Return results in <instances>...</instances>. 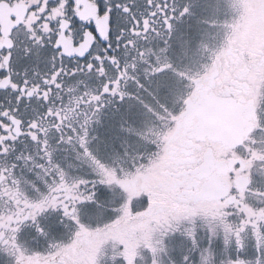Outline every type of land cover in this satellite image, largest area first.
Instances as JSON below:
<instances>
[{
  "label": "snow or ice",
  "instance_id": "6c2138e0",
  "mask_svg": "<svg viewBox=\"0 0 264 264\" xmlns=\"http://www.w3.org/2000/svg\"><path fill=\"white\" fill-rule=\"evenodd\" d=\"M176 238L264 264V0H0V264H177Z\"/></svg>",
  "mask_w": 264,
  "mask_h": 264
},
{
  "label": "flooded vegetation",
  "instance_id": "af4514ba",
  "mask_svg": "<svg viewBox=\"0 0 264 264\" xmlns=\"http://www.w3.org/2000/svg\"><path fill=\"white\" fill-rule=\"evenodd\" d=\"M39 68L41 71L46 70L47 65L45 63H39ZM117 108L119 109L117 111ZM133 108V112H126L127 109ZM134 114V115H133ZM133 115V116H132ZM143 115V110L139 107V105H134L129 107L128 105H117L116 107L109 106L104 110V113L100 117V123L94 125L93 135L97 137V140L93 142V146H99L100 154L103 153H112L121 150L122 142L127 139L130 141L126 136L127 134L122 131L121 124L124 120H127L128 123L132 124L133 126L137 127L135 123L139 122L137 120L139 117ZM142 118V117H141ZM104 140L106 142L104 143ZM108 140L113 141L112 143H107ZM132 140V139H131ZM135 140V137L133 141ZM102 148V149H101ZM66 158L67 161L73 160V154L71 150L68 152L60 151L57 153V159L64 161ZM202 241L206 240L207 238L204 234H201ZM214 246H220L223 249L222 240H217L213 244ZM249 255H254V252L250 249ZM178 263V261H177Z\"/></svg>",
  "mask_w": 264,
  "mask_h": 264
},
{
  "label": "rangeland",
  "instance_id": "374dc122",
  "mask_svg": "<svg viewBox=\"0 0 264 264\" xmlns=\"http://www.w3.org/2000/svg\"><path fill=\"white\" fill-rule=\"evenodd\" d=\"M134 109L133 108H130V109H127L126 112H133ZM134 115V114H133ZM132 115V116H133ZM142 117V118H141ZM141 117H139L137 120H140L139 122L135 123L137 125V128L141 127L142 125V121L145 119V117L143 115H141ZM130 141H133L134 139V136H126ZM132 139V140H131ZM106 142V140H104V143ZM113 141L111 140H108L107 143H112ZM102 149V148H101ZM110 154V153H103L102 156H105L107 157V155ZM200 243H201V247L205 246L207 243H206V240H201L200 239ZM171 247H172V251H171V255L172 257L178 261L177 264H180V261L182 259V256L189 250V248L191 247L190 245V242L187 241V240H184L182 238H176L173 242H171ZM213 248L215 249V252H216V255H217V258H219L220 254H221V251H222V248L220 246H214L213 245ZM198 259V254L197 253H193V260H197Z\"/></svg>",
  "mask_w": 264,
  "mask_h": 264
}]
</instances>
